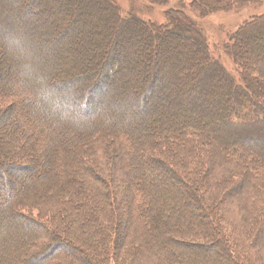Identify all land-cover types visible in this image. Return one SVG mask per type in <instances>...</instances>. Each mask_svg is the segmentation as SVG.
Masks as SVG:
<instances>
[{
	"label": "trees",
	"instance_id": "1",
	"mask_svg": "<svg viewBox=\"0 0 264 264\" xmlns=\"http://www.w3.org/2000/svg\"><path fill=\"white\" fill-rule=\"evenodd\" d=\"M91 1L0 0V98H12L0 101V264H248L236 249L264 252V55L240 46L264 49V14L222 47L234 77L182 11L158 25ZM257 3L190 8L205 18ZM85 8L101 25L78 23ZM139 33L157 49L141 73L197 53L203 70L137 93L136 63H117L116 77L106 67L119 60L112 45ZM185 39L191 55H168Z\"/></svg>",
	"mask_w": 264,
	"mask_h": 264
},
{
	"label": "rangeland",
	"instance_id": "2",
	"mask_svg": "<svg viewBox=\"0 0 264 264\" xmlns=\"http://www.w3.org/2000/svg\"><path fill=\"white\" fill-rule=\"evenodd\" d=\"M41 2L42 0H37L35 5L36 7L43 8L44 10V7L41 4ZM115 2H116V5L120 7L122 14L124 16L133 15L141 20H144L145 22L149 21L152 23H156L158 25L165 24L166 22L165 13L168 10L182 11L183 13H185V15L188 16V19L191 20L197 26L198 30H200L203 33L202 36L204 37V39L202 38L201 41H204V44L208 48L209 54L212 55L214 59L219 60L221 64L234 77H236L237 70H239L240 68L234 63V61L231 58L223 54L222 47L225 44L229 43L230 35L233 34L243 22L249 20L250 18L254 16H259V15L264 14V0H259V3L255 5H251L243 9L233 10L230 12H219V13L206 16L205 18H201V16H198L197 13L191 10L190 0H115ZM90 6L91 8L88 10H91L94 6L103 7V3L101 0L100 2L93 0L90 2ZM72 8H78L80 10L82 9L81 6L74 5V0H71L70 10H73ZM86 8L84 9V11H82V16L78 20V23L80 21L85 23L87 20L90 21V20L97 19L98 23L100 24V21L98 20L99 17L96 14L93 15V11H90L88 14V12L86 11ZM181 23H182V20H181ZM182 26H183V23H182ZM190 33L192 32L190 31ZM184 34H188V33L186 32ZM258 34L260 35V32ZM259 35H257V33H254L255 38ZM140 36L142 35L139 33L138 37ZM202 36L200 34V37ZM146 39L147 37L145 33H143L141 41L139 39H135V41H130V39L128 38H122L118 40V42H116L114 46L112 45V47L114 48L116 52L115 54L117 55L119 60L118 62H116L115 60L112 59L113 58L112 56L111 61L109 62L112 65L106 68L108 69L113 68L115 70L114 73L116 77V73L118 72L117 71L118 69L117 70L115 69V65L117 66V63L123 64V67H124V64L128 60V63H132V64L136 63V69L138 70L139 67L141 68L143 65L147 64L149 57L153 60L155 51H157V49L156 47H153V46L151 48V46L147 44ZM252 43H254V41ZM243 44L244 43H241L240 48H241V53H243L244 55L251 56V55H254V53L256 57L258 56L261 57L262 55H264L263 48L258 47V49H256V51L254 52L252 48L250 47L249 43L246 44V46ZM136 46L140 48L142 47V50L140 51V53H136V51L134 50V47ZM192 46L193 45L190 44L187 39L180 40V42H178L177 44L172 45V48L170 49L171 52H169L168 55L172 56V53L178 54V55L179 53L182 55L183 54L187 55L189 53L191 55V53L194 51V48ZM88 51L89 50L86 49L85 52H88ZM256 62L258 61L256 60ZM172 64L173 62L172 63L166 62V65L160 69L161 71L157 72L158 70H156L155 74L154 73L151 74V71H150L151 66L146 67V70L142 73L140 72V70H138V73H139L138 76L142 74L145 77H144V80H141L138 83H135L136 85L134 86L136 87V89H138L137 93H141V90L144 88L145 90L148 89L149 84L150 86H154L153 87L154 91H157L160 86H163L164 83H166V80L168 78L170 79L171 77H173V75L178 74V71L183 72L182 74H184L185 70H188L190 68H196L197 71L200 73L205 66L204 60L198 56V53L196 54V57H193L191 61L187 63V65L180 64L179 68L177 69L178 71L176 70L175 65H172ZM124 68L122 69L121 67L120 69V71L123 70L122 73H124ZM181 76H180L181 82H183L184 84L190 83L192 79L191 76H186V74L181 75ZM131 81L134 82L135 80L131 79ZM110 89H111L110 83L108 85H105L104 90L101 93V95H98V99L106 97ZM70 100L73 101L72 97L70 98ZM0 101L2 102V105H4L12 101V98L10 96L8 98L6 97L0 98ZM95 152H96V155L100 154L99 149L98 151H95ZM121 194H124V192L122 191ZM256 212L258 213L260 217V222L262 223L264 219V210L258 209ZM32 213L36 216L38 215V212L36 210H32ZM261 229H263L264 231V222H263V226ZM261 229L259 230V232L262 233L263 231H261ZM248 243H249V247H251L250 254L246 257L243 255L244 253L243 249H240V250L236 249L237 251L235 254L237 255V257L240 260H242L244 263H247V261L249 260L248 264H264V252L255 253L258 251L256 249L257 246L252 245L253 243H250V242H247V245ZM252 255H257V256L263 255V259L261 262H258L256 259L252 257ZM210 256L212 255L210 254Z\"/></svg>",
	"mask_w": 264,
	"mask_h": 264
}]
</instances>
